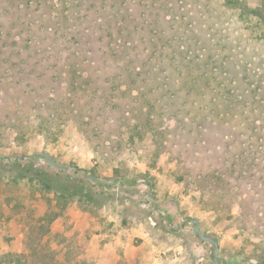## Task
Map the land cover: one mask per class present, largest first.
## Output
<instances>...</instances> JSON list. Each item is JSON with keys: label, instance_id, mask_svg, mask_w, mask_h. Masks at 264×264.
Masks as SVG:
<instances>
[{"label": "rangeland", "instance_id": "374dc122", "mask_svg": "<svg viewBox=\"0 0 264 264\" xmlns=\"http://www.w3.org/2000/svg\"><path fill=\"white\" fill-rule=\"evenodd\" d=\"M0 24V154L58 163L0 157L2 263L103 264L118 238L143 244L139 264L177 243L198 264H264V0H0ZM96 65L91 85L113 90L110 102H82ZM71 164L105 187L55 176ZM26 169L47 172L52 189L15 182ZM59 191L83 202L74 195L46 230ZM192 220L217 240V260ZM119 255L111 245L105 258Z\"/></svg>", "mask_w": 264, "mask_h": 264}, {"label": "trees", "instance_id": "16d2710c", "mask_svg": "<svg viewBox=\"0 0 264 264\" xmlns=\"http://www.w3.org/2000/svg\"><path fill=\"white\" fill-rule=\"evenodd\" d=\"M3 1L5 2L6 0H3ZM115 8L116 7H115V4H114V6H111V7H109L107 9V16L108 17H114V15L117 14ZM79 11H81V10L79 9V10L73 11V13L70 16V19L71 20H78L79 18L81 19V15H80V12ZM86 17L89 18L88 17V14L86 15ZM126 25H127V27L124 28L123 30H126L127 29V32L130 33L131 32V24H129L128 22H127V24L125 22L121 23L119 25V27L120 26L124 27ZM0 28H1V24H0ZM172 37L174 39L176 37V35L172 34ZM161 40L164 41L163 43H161L162 46L163 45L164 46H167L166 45L167 43L169 44V46H170V52L172 54V57L175 56V55H177L179 53L178 50H177V47H176V46H178L177 43L175 41H173L172 38L169 35L167 37V36L162 35V33H161ZM173 42H175V44H173ZM124 58H126V56H124ZM86 60L88 61V59H86ZM130 61H132V58L128 61V63H130ZM144 64L146 65V62L145 61H144ZM94 68H92L91 72L87 73L85 76L82 75V78L85 81V84L87 85L86 89L83 92L85 98L84 99L82 98L83 99L82 102H102V101H104V102H110L111 99H112V97L115 95V93L113 95V90H110V89L107 90L103 86H97L96 88H93L92 85H91V83H92L91 80H94L95 81L99 77L98 80L101 81V76H102V69L100 68V66L96 65V66H94ZM153 71H155V70L148 69L147 71H145V73H143V75H142V79L145 80V81L148 80L149 83H150L151 76L155 74ZM92 74L95 75V77H93ZM156 89H157V86H154L152 84L151 85V88L149 87V89L145 93L146 96L148 97V95L152 91H154ZM72 90L75 93H78L79 92V91L78 92L76 91L77 88L75 86L72 87ZM75 93H73V95H78V94H75ZM161 96L163 97V93H160V95H158L159 100L161 99ZM98 109H102V107H99ZM93 110H95V108ZM139 113H141V110H139ZM0 157L5 158L6 160L9 159L7 156H5L3 154H0ZM42 159L44 160V158H42ZM23 160H25V163L28 166H32V164H36L38 162V161H36L38 159L29 160L26 157V155L22 154V157H20V158L12 157L11 160L9 159L8 161H6V163H7V166L8 167L9 166L12 167V166L20 165L21 163H23L22 162ZM45 160H47V159L45 158ZM51 166H53V165H51ZM69 169H71V172L73 173L72 175L77 179L78 182H80V183L89 182L90 184H92V185H94L96 187H99L100 189H103L105 187V185H103V183L101 181L95 180V179H92V178H89L88 175H91L93 178H96V177L94 175H92V174H89L90 171L88 169H86L84 167H80L77 164H71V165H69V167L67 169L65 167H60L59 172H57L55 174V176L64 175L66 178H69V177L72 176L68 172ZM26 171L28 173H30L31 171H34V173L33 174H27L26 172L22 173V172L18 171L17 174H16V176H14L15 182H17V183L20 184L25 179L24 181L28 185L33 186V188L35 190L42 191V190H45V189L46 190L52 189L51 177H49V174H47V172L42 171V170H38V169H34V170H32V169H26ZM119 182L121 184H124L127 181L126 180H120ZM74 195H78L76 197L77 202H83L82 196H81L80 193H77V194L68 193V194H66V193H64L62 191L56 192L55 195H54V197H55V203H54L55 209H51L50 211H47L44 215H42L40 217V219L43 222L42 223H39V225L41 227H45V229L47 230V227L49 226V224L54 219H56L58 217V215L60 214V212L63 209L66 208V206L74 198ZM49 201H51V200H49ZM0 264H5V263H2L1 260H0ZM215 264H253V263L251 262L250 259H246L245 256L232 255V256H229V257H226V258H221L220 260H217L215 262Z\"/></svg>", "mask_w": 264, "mask_h": 264}, {"label": "crops", "instance_id": "0c3cea01", "mask_svg": "<svg viewBox=\"0 0 264 264\" xmlns=\"http://www.w3.org/2000/svg\"><path fill=\"white\" fill-rule=\"evenodd\" d=\"M80 167H87V166L81 165ZM181 219L183 220V218H181ZM140 237H142L144 242H146L147 240H149V241L154 240L151 237L149 238L148 233H146V232H144L143 235H141ZM111 245L117 246L118 249L121 250V252L123 254L122 258H120V255H119V256H117V259L118 260L123 259V261H126V262H121V264H139V263H141L139 261H141V258H142L141 252H143V251L146 252L145 249H142L143 244L133 245L130 242H127L125 244L122 241H120L118 238H115L114 241H110L109 244L104 243L102 246V248L105 249V251H103L102 255H100L101 258H99L100 259L99 261L103 264H116L115 262L108 263L107 259L105 258L108 255V252L110 251ZM181 246L182 245L180 243H177L175 245L167 244V246L165 247V250H162V252L168 253V254H166L165 257H163V256L161 257L158 255L154 258V263H153V258L151 259V262L153 264H155V263L166 264V260H172V261H176V264H198V261L193 262L189 258H188L189 260H186V255L182 252ZM105 253L107 254L106 256H105ZM144 264H146V263H144Z\"/></svg>", "mask_w": 264, "mask_h": 264}, {"label": "water", "instance_id": "95a60500", "mask_svg": "<svg viewBox=\"0 0 264 264\" xmlns=\"http://www.w3.org/2000/svg\"><path fill=\"white\" fill-rule=\"evenodd\" d=\"M17 157L19 158L20 156L17 155ZM27 158L29 160L39 159V158H46L50 164L58 166V163L53 161L51 156L48 153H45V152L38 153L35 156H27ZM88 177L92 178V179H95V180H98V178H93L91 175H88ZM146 198L149 199V195L148 194H146ZM192 222H193V230L197 234L199 239L202 240V241L208 242V243H210L212 245V255H213V258L215 260H217V257H218V242H217V240L212 235L203 233L201 231L199 225L197 224V222L195 220H192ZM251 262H255V259H251Z\"/></svg>", "mask_w": 264, "mask_h": 264}]
</instances>
